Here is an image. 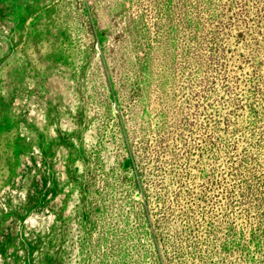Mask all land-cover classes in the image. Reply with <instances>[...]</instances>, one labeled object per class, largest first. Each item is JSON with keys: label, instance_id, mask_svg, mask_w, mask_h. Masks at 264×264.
I'll return each mask as SVG.
<instances>
[{"label": "rangeland", "instance_id": "1", "mask_svg": "<svg viewBox=\"0 0 264 264\" xmlns=\"http://www.w3.org/2000/svg\"><path fill=\"white\" fill-rule=\"evenodd\" d=\"M0 264H264V0H0Z\"/></svg>", "mask_w": 264, "mask_h": 264}]
</instances>
